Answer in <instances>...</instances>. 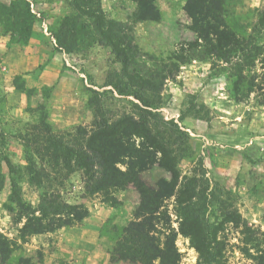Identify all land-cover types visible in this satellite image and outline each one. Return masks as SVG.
<instances>
[{
	"label": "rangeland",
	"instance_id": "obj_1",
	"mask_svg": "<svg viewBox=\"0 0 264 264\" xmlns=\"http://www.w3.org/2000/svg\"><path fill=\"white\" fill-rule=\"evenodd\" d=\"M11 1L0 0V37L6 36L9 46L18 48L7 55L0 44V235L10 242L7 264H132L110 262L109 250L116 237L113 227L121 228L134 219L143 185H165L169 174L155 164L141 173L136 184L110 192L111 203L100 194L86 195L81 170L74 167L69 174L50 165L42 149L48 137L68 141L67 133L74 134L79 127L92 130L95 118L113 122L137 117L139 103L133 96H118L104 86L111 80L122 82V64L109 46L98 42L84 16L78 19L81 32L76 50L66 54L55 47L53 34L60 23L78 16L71 0L27 1L31 16L20 5L11 9ZM152 1L157 21L138 20L135 0H99V5L105 20L127 28L143 55L139 63L146 62L151 71H174V79L164 80L157 92L133 91L153 103L165 121L177 124L176 130L152 123L175 158L179 182L183 177L195 179L199 195L193 200L194 209L208 235L223 243L225 264H256L252 257L264 251V26L258 24L255 10L264 9V1L226 0L239 28L255 37L260 47L238 86L231 63L210 59L178 63L177 57L185 55L181 47L187 49L186 43L195 38L184 11L186 0ZM30 27L38 32L32 30L25 43L15 42ZM41 39L49 49L40 45ZM63 40L66 46L73 42L70 36ZM89 98L93 107L88 106ZM29 167L47 176L41 186L29 182ZM13 179L21 201L31 209L48 192L82 206L87 214L73 216L68 226L52 233L22 238L26 213L9 200ZM175 198L172 195L162 202L156 236L163 242L175 234L180 264H196L197 252L178 231ZM71 227L79 238L70 236L68 241L75 243L64 240L65 229Z\"/></svg>",
	"mask_w": 264,
	"mask_h": 264
},
{
	"label": "trees",
	"instance_id": "obj_2",
	"mask_svg": "<svg viewBox=\"0 0 264 264\" xmlns=\"http://www.w3.org/2000/svg\"><path fill=\"white\" fill-rule=\"evenodd\" d=\"M264 1V0H263ZM137 3L136 17L140 21H157L159 14L152 0H135ZM17 3V4H16ZM78 16L68 18L66 23H60L53 38L56 48L66 54L75 51L77 35L81 26L78 19L82 16L89 18L90 27L97 33L98 42L109 46L117 60L122 64V82L112 80L104 86L111 87L110 93L118 96H133L139 103L137 117L124 116L110 122L104 118H95L92 130L87 131L79 127L75 133H67L71 140L63 138L54 140L48 137L47 145L42 147L47 151L49 161L54 167H60L69 174L77 167L82 173V183L86 195L100 194L112 203L108 197L110 192L123 190L129 185L136 184L141 173L158 164L170 176L167 184L144 186L139 189V205L134 212V219L126 226L113 227L116 232L114 245L109 250L110 262H129L132 264H180V254L175 247V234L166 237L162 242L157 236L156 219L162 213V202L175 195L178 203L180 218L178 231L190 240L191 246L197 252L196 264H225L223 243L217 241L206 232L205 225L195 211L193 201L199 192L193 184L195 179L181 178L176 169L175 158L171 150L164 143L163 137L153 130L152 123H163L173 126L172 120L165 121L153 103L145 96L134 92H157L164 80L174 79L172 69L165 71L153 70L146 62L139 63L142 54L132 42V36L119 23L105 20L100 9L99 0H71ZM17 5L26 16H31L29 3L26 0H12L11 9ZM184 11L190 20V29L195 38L186 43L187 49L181 47L185 55L177 57V62L191 59H210L213 62L233 64L237 78L234 82L238 86L244 81L243 71L252 66L259 54L260 47L255 37L239 28L235 19L230 15L226 0H186ZM258 24L264 26V9L255 10ZM18 16V15H15ZM82 25V29H85ZM254 29V27H253ZM32 28L24 30L25 37L15 38V42L25 43ZM29 34V35H28ZM89 34V33H88ZM28 35V37H27ZM64 36L72 37L73 42L64 45ZM241 100L238 97H234ZM88 99V106H92ZM94 106V105H93ZM92 106V107H93ZM181 120L182 117L180 116ZM41 125L47 128L44 121ZM47 132V131H46ZM44 158L41 159V161ZM8 168L13 169L7 162ZM29 182L41 186L47 176L37 174L29 167ZM13 192L9 197L11 203L25 211V222L20 229L22 238L55 230L68 226L73 216L85 217L87 211L80 205H72L63 201L59 194L44 192L36 209H31L21 201L17 194V182L11 180ZM177 187V188H176ZM10 242L0 235V263L7 264L12 251ZM260 255L252 257L256 264H264V251L258 250Z\"/></svg>",
	"mask_w": 264,
	"mask_h": 264
},
{
	"label": "crops",
	"instance_id": "obj_3",
	"mask_svg": "<svg viewBox=\"0 0 264 264\" xmlns=\"http://www.w3.org/2000/svg\"><path fill=\"white\" fill-rule=\"evenodd\" d=\"M26 1H28V2H30L31 4H32V2L33 1H39V0H26ZM33 30V32H38V31H36L37 29H35V28H33L32 29ZM32 41V40H31ZM0 44H3V47H4V51H5V54H7V55H10V54H13V53H17V47L15 46V45H10L9 46V39L6 37V36H1L0 37ZM40 45L42 46V47H45V48H47V49H49L48 48V44L44 41V39H41V41H40ZM62 86H60L59 85V91H61V88ZM75 227H71V228H69V229H65V231H64V233H63V235H64V240L65 241H67V242H71V243H75V241L72 239L71 241H68V238L70 237V236H72V237H78V235H76V234H73L75 231ZM67 234V235H66ZM79 238V237H78ZM68 245H71V244H69L68 243ZM63 256H65V255H63ZM68 256V255H67ZM69 257V256H68Z\"/></svg>",
	"mask_w": 264,
	"mask_h": 264
}]
</instances>
